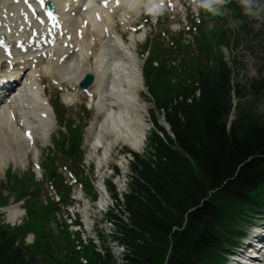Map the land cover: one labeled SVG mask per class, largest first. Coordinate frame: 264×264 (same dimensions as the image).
<instances>
[{"label":"trees","instance_id":"obj_1","mask_svg":"<svg viewBox=\"0 0 264 264\" xmlns=\"http://www.w3.org/2000/svg\"><path fill=\"white\" fill-rule=\"evenodd\" d=\"M200 79L201 98L191 105L168 107L173 94L160 93L176 141L194 163L173 149L168 135L155 141L158 162L139 158L138 178L126 204L133 226L144 234H126V264H162L173 227L177 231L168 264H224L246 217L264 210V116L240 109L229 127L225 67L216 74L203 68ZM5 232L0 227V263L23 264L21 256L7 255ZM97 261L92 258V264Z\"/></svg>","mask_w":264,"mask_h":264},{"label":"bare ground","instance_id":"obj_2","mask_svg":"<svg viewBox=\"0 0 264 264\" xmlns=\"http://www.w3.org/2000/svg\"><path fill=\"white\" fill-rule=\"evenodd\" d=\"M136 4H140V0H137ZM139 41L140 40L137 39L136 36L132 37L131 41L126 44L118 41L119 47H121V51L118 52H114L111 46L110 51L111 54H116V61L113 62V57H111V61L104 62V64H102V69L100 68L101 72H98L99 78L103 76H108V78L114 76L117 78L123 74V72H127L128 66L127 64L124 65V61L129 62V68L131 67L130 71H136L135 65L133 64L137 62V58L136 53L132 50V46L137 48ZM82 63L86 70L92 67L87 57L82 58ZM135 74L136 72H134L133 75L129 74V76H127L125 82L127 84L122 83L117 87L116 83H113V88L117 89L115 93H111L108 102L105 101L109 84H107L108 82H103L98 79V82L101 83H99L97 87V93L99 94V98L95 103L97 113L90 127L89 135H95L98 133L99 129L101 130L99 135L106 140L103 153L105 157L111 152L113 143H118L123 140L124 144L137 150L143 146L145 141L147 124L144 117L145 112H143L144 108L137 105L138 96H135L130 91V88L136 84L135 79H137L139 72L136 76H134ZM33 105L35 106L36 102H34ZM8 122L9 121L0 112V174H2L7 167L8 160L16 157L18 150L24 152L27 158L30 155L29 144L24 142L22 134L18 131L17 126H13L10 122L8 124ZM42 126L43 129L40 128L37 135H41L44 142L47 140L48 131H50V128L53 126L52 120L49 122V125L44 124ZM99 143L103 145V142L99 141ZM19 215L20 212L17 210L10 211V219L12 221Z\"/></svg>","mask_w":264,"mask_h":264},{"label":"clouds","instance_id":"obj_3","mask_svg":"<svg viewBox=\"0 0 264 264\" xmlns=\"http://www.w3.org/2000/svg\"><path fill=\"white\" fill-rule=\"evenodd\" d=\"M198 3L204 7L209 8L212 14H219L226 16L228 14L227 5L229 0H213L211 4L208 0H198ZM243 17L253 23L256 28L264 25V0H238ZM243 23L241 17H234L230 20V26L236 29Z\"/></svg>","mask_w":264,"mask_h":264},{"label":"rangeland","instance_id":"obj_4","mask_svg":"<svg viewBox=\"0 0 264 264\" xmlns=\"http://www.w3.org/2000/svg\"><path fill=\"white\" fill-rule=\"evenodd\" d=\"M183 16V15H181ZM260 29L259 35L262 38L261 40L257 39L256 40V46L253 48V50H258L256 51V54L254 55V60L255 63L252 66H248V54L243 52L244 54V70L242 71L244 75L248 77L246 80L244 76V79L242 80V83H249L253 79H258V78H263L264 77V31L263 28L259 27ZM262 53V54H261ZM256 55L259 57L257 58ZM262 57V58H260ZM228 58V56H227ZM241 70V68H240ZM235 103L238 104L239 101L238 99L235 100ZM240 103H242L245 106H253L255 109L258 111L260 114H264V94L260 96H253L249 94L244 100H242ZM235 115L233 114L232 116V121L234 120ZM42 153L46 152L45 149L41 150ZM78 176L81 177V174L79 173L78 170L75 171ZM258 221V220H257Z\"/></svg>","mask_w":264,"mask_h":264},{"label":"snow or ice","instance_id":"obj_5","mask_svg":"<svg viewBox=\"0 0 264 264\" xmlns=\"http://www.w3.org/2000/svg\"><path fill=\"white\" fill-rule=\"evenodd\" d=\"M117 2H119V0H117Z\"/></svg>","mask_w":264,"mask_h":264}]
</instances>
